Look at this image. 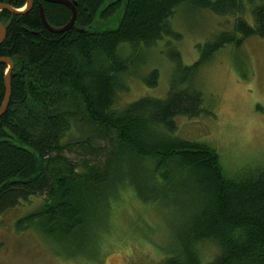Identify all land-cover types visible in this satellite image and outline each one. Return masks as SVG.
<instances>
[{
	"label": "trees",
	"instance_id": "obj_1",
	"mask_svg": "<svg viewBox=\"0 0 264 264\" xmlns=\"http://www.w3.org/2000/svg\"><path fill=\"white\" fill-rule=\"evenodd\" d=\"M33 1L24 14L0 12L1 25L11 21L0 58L13 61L10 100L0 117V225L36 199L39 206L16 220L17 233L33 230L58 246L95 254L131 195L171 211L174 250L162 264H264L263 159L227 173L213 148L177 133L180 119L210 115L198 84L202 69L250 38L264 40V0H67L76 18L62 34L44 27L38 4L52 29L69 22V9ZM25 3L12 0L11 7ZM186 7L232 18V29L227 21L229 28L197 44L191 65L166 43L173 66L166 97L120 105L128 77L145 65L142 51L164 38L181 40L170 21ZM6 70L0 64V107ZM143 82L156 87L158 71ZM103 138L108 148L99 164L65 156L73 145L93 151Z\"/></svg>",
	"mask_w": 264,
	"mask_h": 264
},
{
	"label": "rangeland",
	"instance_id": "obj_2",
	"mask_svg": "<svg viewBox=\"0 0 264 264\" xmlns=\"http://www.w3.org/2000/svg\"><path fill=\"white\" fill-rule=\"evenodd\" d=\"M207 13L198 14L188 7L177 13L170 22L181 40L173 42L164 38L161 41L164 45L159 41L154 48L142 51L140 60L145 65L136 69V75L128 77V91L121 94L120 105L142 97H166L173 68L166 57V43L170 42L179 51L183 64L191 65L198 58L197 44L229 28L226 22L233 21ZM154 69L158 71V83L156 87H148L143 78ZM198 81L203 106L207 104L211 116L180 119L178 136L213 148L227 173L243 172L246 166L264 161V40L250 38L240 49L222 52L216 61L202 69ZM93 148L90 151L73 145L65 156L76 164L83 160L99 164L105 157L108 140L95 141ZM130 198L131 195L123 204L128 203L127 211L116 214L107 233L102 235L98 253L84 255L82 251L58 246L33 230L17 233L16 220L35 210L39 200L22 203L8 212L0 225V264H162L174 250L175 221L171 211L161 205L136 203L135 198ZM204 252L207 254V250Z\"/></svg>",
	"mask_w": 264,
	"mask_h": 264
},
{
	"label": "water",
	"instance_id": "obj_3",
	"mask_svg": "<svg viewBox=\"0 0 264 264\" xmlns=\"http://www.w3.org/2000/svg\"><path fill=\"white\" fill-rule=\"evenodd\" d=\"M44 2L47 3H53V4H62L65 7H67L70 12H71V18L69 20V22L63 26L62 28L59 29H52L50 28V26L47 25V22L45 20L44 17V11L42 9V6L39 5V12H40V19L42 21V24L44 25V27L51 33L54 34H62L67 32L68 30H70L75 22V18H76V11H75V6L70 3L67 0H42ZM12 0H9L6 4H0V11H8L10 13H18L17 11L13 10L10 7ZM32 7V0H26L25 3V11L29 10ZM10 23L6 24V25H1L0 24V43H2L5 39L6 36V28ZM0 64H3L7 67V70L5 72V76H4V98H3V102L2 105L0 107V117L4 114V112L6 111L8 104H9V100H10V94H11V83H10V75L11 72L13 70V61L11 59L8 58H0Z\"/></svg>",
	"mask_w": 264,
	"mask_h": 264
},
{
	"label": "bare ground",
	"instance_id": "obj_4",
	"mask_svg": "<svg viewBox=\"0 0 264 264\" xmlns=\"http://www.w3.org/2000/svg\"><path fill=\"white\" fill-rule=\"evenodd\" d=\"M42 1V0H41ZM53 4V3H52ZM62 5V4H61ZM10 7H11V4H10ZM12 8V7H11ZM67 8V7H66ZM13 10H15V11H17L18 13H11V14H14V15H18V14H24V13H26L27 11H25L26 9H25V6L22 8V9H19V10H16V9H14V8H12ZM70 11V10H69ZM1 12V11H0ZM45 17V16H44ZM11 21H8L6 24H8V23H10ZM5 24V25H6ZM10 25V24H9ZM8 25V26H9ZM48 25V24H47ZM7 26V27H8ZM49 26V25H48ZM51 28V27H50ZM62 28V27H61Z\"/></svg>",
	"mask_w": 264,
	"mask_h": 264
},
{
	"label": "flooded vegetation",
	"instance_id": "obj_5",
	"mask_svg": "<svg viewBox=\"0 0 264 264\" xmlns=\"http://www.w3.org/2000/svg\"><path fill=\"white\" fill-rule=\"evenodd\" d=\"M34 4V1H32V5ZM40 4H38V6H39Z\"/></svg>",
	"mask_w": 264,
	"mask_h": 264
}]
</instances>
